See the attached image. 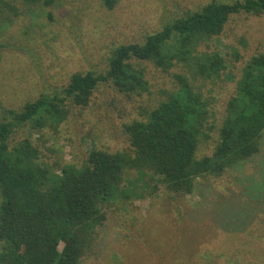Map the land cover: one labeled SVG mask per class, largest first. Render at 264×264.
<instances>
[{
  "label": "rangeland",
  "instance_id": "rangeland-1",
  "mask_svg": "<svg viewBox=\"0 0 264 264\" xmlns=\"http://www.w3.org/2000/svg\"><path fill=\"white\" fill-rule=\"evenodd\" d=\"M209 1L117 0L107 9L100 0H56L50 6L5 0L0 4V117L2 107L18 109L41 93L59 92L74 73L103 72L115 47L142 42ZM201 48L220 52L227 67L220 78L199 82L213 127L197 156L212 153L242 68L250 57L264 53V13L231 15L222 33ZM142 65L147 91L127 95L110 83L99 84L88 105L70 107L58 126L18 128L12 140L31 135L40 159L52 170L82 164L91 149L133 155L124 125L145 118L175 87L173 74L180 72L177 66ZM122 178L121 187L130 195L101 204L106 219L79 264H263L264 133L255 155L220 176L197 178L189 194L166 189L145 165L126 168ZM179 240L182 251L175 246Z\"/></svg>",
  "mask_w": 264,
  "mask_h": 264
},
{
  "label": "trees",
  "instance_id": "trees-1",
  "mask_svg": "<svg viewBox=\"0 0 264 264\" xmlns=\"http://www.w3.org/2000/svg\"><path fill=\"white\" fill-rule=\"evenodd\" d=\"M20 1L50 6L56 0ZM100 1L107 9L117 2ZM237 13H264V0H211L165 23L142 42L115 47L103 72L74 73L59 92L41 93L18 109L1 108L0 264H79L106 219L101 204L129 197L121 184L124 170L132 165H145L166 189L189 194L197 178L220 176L258 152L264 133V53L250 57L242 68L212 153L197 156L213 127L210 102L199 82L220 78L227 67L220 52L201 47ZM143 62L163 70L177 66L180 72L173 74L175 87L145 118L124 125L133 155L91 149L82 164L52 170L40 159L31 135L12 140L18 128L58 126L70 107L88 105L99 84L110 83L127 95L147 91ZM183 244L179 240L175 246L182 251Z\"/></svg>",
  "mask_w": 264,
  "mask_h": 264
}]
</instances>
